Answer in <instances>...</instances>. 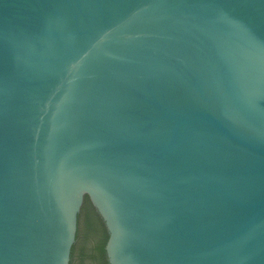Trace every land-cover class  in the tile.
<instances>
[{
	"label": "water",
	"instance_id": "obj_1",
	"mask_svg": "<svg viewBox=\"0 0 264 264\" xmlns=\"http://www.w3.org/2000/svg\"><path fill=\"white\" fill-rule=\"evenodd\" d=\"M264 264V0H0V264Z\"/></svg>",
	"mask_w": 264,
	"mask_h": 264
},
{
	"label": "trees",
	"instance_id": "obj_2",
	"mask_svg": "<svg viewBox=\"0 0 264 264\" xmlns=\"http://www.w3.org/2000/svg\"><path fill=\"white\" fill-rule=\"evenodd\" d=\"M109 231L104 219L85 196L78 213L76 239L71 248V264H109L106 245Z\"/></svg>",
	"mask_w": 264,
	"mask_h": 264
},
{
	"label": "flooded vegetation",
	"instance_id": "obj_3",
	"mask_svg": "<svg viewBox=\"0 0 264 264\" xmlns=\"http://www.w3.org/2000/svg\"><path fill=\"white\" fill-rule=\"evenodd\" d=\"M69 264H71V254H70V260H69Z\"/></svg>",
	"mask_w": 264,
	"mask_h": 264
}]
</instances>
